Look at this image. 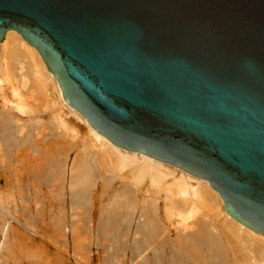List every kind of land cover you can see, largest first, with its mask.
I'll return each instance as SVG.
<instances>
[{"label":"water","instance_id":"water-1","mask_svg":"<svg viewBox=\"0 0 264 264\" xmlns=\"http://www.w3.org/2000/svg\"><path fill=\"white\" fill-rule=\"evenodd\" d=\"M114 144L209 180L264 234V0H0Z\"/></svg>","mask_w":264,"mask_h":264},{"label":"bare ground","instance_id":"bare-ground-1","mask_svg":"<svg viewBox=\"0 0 264 264\" xmlns=\"http://www.w3.org/2000/svg\"><path fill=\"white\" fill-rule=\"evenodd\" d=\"M28 76L34 78L33 80L36 82L34 83L35 85L37 84L36 86L40 90L41 97L39 99L43 98V101L40 104L42 109L38 108V105L35 106V104L29 100L32 96L31 93L29 94L26 92L28 93L26 94V97L23 95L24 92H22V89L28 85ZM5 87L10 91V98H8L5 93ZM29 87L30 86H28V88ZM31 88L33 89L34 87L31 86ZM32 99L33 101L35 100L33 97ZM37 112L43 113L42 116L46 117V120L39 116ZM69 115L74 119L70 118ZM74 120L83 124V132L79 130L80 128L77 127V122ZM40 129L43 131L45 129L48 132L44 135L40 133ZM39 137H41V140L47 139L46 142H51V144L55 143V140L58 138H60V140L61 138L66 139V142H63L65 143L64 145L62 142H59L61 146H57L58 155L56 150L48 149L50 152L55 151V153H50L48 150L44 149L48 148L45 147L47 143L44 144L45 146L43 145L44 148L42 146L43 150H41L43 152L45 151V153L47 152V154H45L46 156L42 155L43 158L40 156L41 154L38 153L41 157V159L40 157L39 159L41 161L42 159L45 160L42 161V164H38V162L40 163V160L34 162L30 161L29 158V163L33 162L35 165L37 163L36 166L33 165V168H38L37 172H35L38 174H35L36 176L44 174V172L42 174V170L39 171L40 168H42L43 171H45L44 169L47 170L42 178L38 177L37 179L40 178L38 181L42 179L45 182L44 184H46L48 190H46L44 195H47L49 199L52 182L57 178L61 179L59 181L62 182L65 177L66 167V173L68 174L66 185L70 191L71 205L75 207L86 205L91 201V195L96 189L97 180H100L102 188L100 192L101 194H99L100 197L107 194L108 190L110 192V185L113 180H120L121 185L119 188L116 190L112 188L115 192L112 190L111 192L113 193L108 195L109 198H107L108 200L106 203L104 202L100 205V210L98 212L99 219L96 221L98 223L96 224V230H94L96 231L98 238L101 235L102 237L105 236L104 238H107L106 241L109 243L112 242V246L114 243L116 244V247L124 245L123 247L126 248L125 246H129L128 248H130L131 253L133 252V256H135L130 260L134 262L131 264L264 263V234L247 226L243 222H240L226 211L223 198L218 190L209 184V180L191 174L183 168L139 151L127 150L117 146L109 138L99 133L85 120L78 110L69 106L65 101L61 86L56 76L48 69L37 48L30 44L17 30L6 29L3 40L2 42L0 41L1 156L3 157V154L10 150L17 152H27V150H30L32 153L38 151L42 145V143L40 144L36 140ZM51 144L49 145L51 146ZM50 149L52 148L50 147ZM71 149H75L73 153L74 155L71 157L70 163L66 165V154ZM32 155H30V157ZM1 156L0 161L2 160ZM47 156L49 157L47 158ZM25 157L26 155H24V158ZM36 157L34 156L33 159L35 160ZM45 157L47 159H45ZM6 158L7 157H5V159ZM17 158H15V161L18 160ZM20 158H23V156ZM27 160L26 157L24 160L26 161V163H24L26 165L28 163ZM3 167H6V165ZM3 167L2 169H4ZM24 167L25 166L23 165L22 168ZM29 167L30 166L27 167L28 170L31 168ZM33 168L32 170L34 172L35 169ZM12 171H10L9 174L13 173ZM26 172L27 171L25 170V173ZM21 174L22 172L20 171L19 177H17V185L18 188L20 187V190H23L24 186L26 187V184L28 185V182L25 183V179L23 181L25 184L22 182ZM26 174L29 175V173ZM31 175L30 170L29 176ZM35 175L33 174V177H31L34 178ZM19 181L21 183H19ZM38 181L33 179L32 182H30L31 187H34V191H37V193L40 191L39 187L41 186L37 187L36 183ZM15 183H17L16 180ZM63 183L64 181L62 184ZM37 184L39 185L40 183L38 182ZM17 185L14 184L15 187ZM54 188L56 187H53L52 190H54ZM58 188H60L59 185ZM34 191L33 194L35 193ZM137 193L142 195H140L141 198H137ZM35 194L33 195L35 197L31 195V199H33V202L36 204L38 197H36L37 195ZM62 194L61 196H63ZM44 195L41 196V199H43ZM15 196L16 195H14V197ZM28 196L30 199L29 194ZM24 197V194L19 196L21 202H26ZM48 197H46L47 200ZM3 200L4 191L0 190V207H3ZM43 202H40V204ZM25 205H23V208ZM41 205L43 206V204ZM201 207L206 208L205 215H202L204 216V219H199L196 216L197 213L199 214V209ZM137 208L139 209L137 210ZM88 209H85L86 214L89 213ZM26 212L28 211L26 210ZM40 212L43 211L40 210ZM74 212V216H76L77 211ZM209 212H215L214 215L217 218L218 216L222 217L220 227H217L215 221L211 220L214 216L210 218L207 214ZM4 213L5 211L0 209V214L3 215ZM6 216H8L7 212ZM8 218L14 220V222H19L13 218V216H8ZM71 221L69 220V222ZM8 224L7 227H9ZM19 224L26 230L30 229L26 224L21 222H19ZM167 224L173 226L175 229L174 236L171 238L168 232L169 230H166L168 228ZM72 226L74 228L75 225ZM61 227L63 226L61 225ZM4 229L6 230V228ZM112 230H114L115 234H112L114 232H110ZM7 231L9 230L7 229ZM67 231L68 230L66 229L64 230V232ZM72 232L73 234L75 233L72 229L71 233L69 232L68 235H72ZM75 235H77V231L74 236ZM123 238H130V243H127L128 241H123ZM0 241H2V239ZM1 244H3V241ZM65 244L67 243H64V245ZM166 244L168 245L167 248H169L168 255L164 251ZM101 247L106 251L108 250V253L102 258L103 264H108L110 262L113 263L116 256H119L118 253L116 255L118 250H115V252L109 244L107 247L106 245L103 246V244H101ZM123 247L122 249H124ZM236 249L241 253L235 251ZM0 263L2 264L3 262L1 261ZM115 264L120 263L117 261Z\"/></svg>","mask_w":264,"mask_h":264},{"label":"rangeland","instance_id":"rangeland-1","mask_svg":"<svg viewBox=\"0 0 264 264\" xmlns=\"http://www.w3.org/2000/svg\"><path fill=\"white\" fill-rule=\"evenodd\" d=\"M29 78H30L31 81L29 80ZM33 79H34L33 77L28 76V81H29V82L27 81L28 85L26 83L27 86L24 89H22V92L25 93V94L23 93V95H25V97H26V94H28V93L30 94L31 93L32 96L29 98V100L31 102H33V104H35V106L38 105L39 106L38 108H41L40 104L42 103L43 98L39 99L41 97V93H40L39 88L36 86L37 84L35 85L36 82ZM28 86H30V87L28 88ZM31 86L34 87L36 90L34 88L32 89ZM27 89L32 90V91L35 90V91L32 92V91H29ZM37 89H38L39 93L37 92ZM26 92H28V93H26ZM5 93H6L7 97L10 98V91H9V89L7 87H5ZM32 97L36 101L35 100L33 101ZM37 114L39 116L43 117L42 116L43 113L37 112ZM70 116L71 115H69V117ZM22 117L24 118L23 115H22ZM43 118L46 120V117H43ZM70 118H73V117H70ZM74 121L77 122V127L80 128L79 130L81 132H83L84 131L83 126H82L83 124L81 122L76 121V120H74ZM40 131L39 132L44 134V135H45L46 132H48L45 129H44V131L40 129ZM40 138L41 137L37 138L36 140L40 144L42 143L41 148L38 151H35L33 153L30 150H27V152H25V151H23V152L22 151L21 152L18 151L17 152V151H14V150H10L9 152L7 151L6 153H4L3 157L1 156L2 154L0 153V156L2 158L1 161H3V162L0 161V190L4 191V200L2 201L3 207H0V209L2 211H5V213L3 215L0 214V231H1L0 234L1 235L4 234L2 236L0 235V240L2 239V241H3V244H1L2 241H0V244H1L0 245V262L2 261L3 262L2 264H4V263L5 264H103L102 263V260H103L102 258L105 257V255L108 253V250L106 251L105 249H103L101 247V244H103V246L106 245V247L109 244L114 251L118 250L117 252L116 251L115 252H116V255L118 253L119 256L118 255L116 256L117 260L114 259L113 263L110 262L108 264H115L117 261H119L120 264H131V263H134V262L130 261V260H132V257H135V256H133L134 255L133 252L131 253L130 248H128L129 246H125L126 248L123 247L124 245H121L120 247L119 246L116 247L115 243H114L115 245L113 244V246H112V242L109 243L108 241H106L107 238H104L105 237L104 235H103L104 237H102V235H101L98 238L97 233L95 231L96 230V226H97L96 224L98 223L96 221H98V219H99V217H98L99 213L98 212L100 210V205L102 203H104V202L106 203V201L108 200L107 198H109L108 195L109 194L111 195L113 192H115L116 189L119 188V186L121 185L120 180L119 179L113 180L112 184L110 185V187H111L110 192L112 190H113V192L110 193L109 190H108V193L105 194L103 197H100V195H99V194H101L100 192H101L102 188H101L100 180H97L96 181V189L91 195V201L88 204H86V205L75 207V206L71 205V202H70L71 201L70 191L68 190V187L66 185V182H67V179H68V174L66 173L67 172V167H66L65 177H64L65 179L63 178V180H62V182L64 181V183L62 184V182L59 181V180H61L59 178L55 179L52 182L51 188L52 189H53V187H56V188H54V190L50 189V192H49L50 199H49V197L47 195H44L46 193V190H48V188H46V184H44L45 182L42 179L41 180L43 182L41 180H40L41 182L38 181L40 178H42V176L45 174V171H47V170L44 169L45 171H43V169L40 168L39 171L42 170L41 172H42V174L44 172V174L43 175L40 174V176H36L38 174L35 173V172H37L38 168H33V165L36 166L37 163H36V165L33 162L29 163V158H30V161H34V162L36 161L37 162V161H39L41 159V157L43 158L42 155L46 156L45 154H47V152L45 153V151L44 152L42 151L43 150L42 146L44 144H46V143H47V145L46 146L44 145V146L48 147V148H44V146H43V148L45 150H48V149L49 150H56V152H57L58 151L57 150L58 149L57 146H59V147L61 146L59 142H62V144L64 145L65 143H63V142L64 141L66 142V139H64V138L62 139L61 138V140H62L61 141L60 138H58V139L55 140L56 141L55 143L51 144V142L50 143L46 142L47 139H42L41 140ZM42 141H44V142H42ZM48 143L51 144V146ZM58 143H59V145H58ZM50 147L52 149H50ZM74 150L75 149H71L70 151L67 152V154H66V156H67L66 165H68L70 163V159L74 155L73 154ZM52 152L55 153V151H52ZM52 152H50V153H52ZM27 153H28V156H27ZM38 153L41 154L40 155L41 157L39 156ZM50 153H48V154H50ZM58 154L59 153L57 152V155ZM24 155H26V157L28 159L27 162L29 164L27 163V165L31 167V168L29 167L30 168L29 170L27 168L28 166L26 164H24V163H26V161H24L25 158H26V157L24 158ZM30 155H32L31 156L32 160H31ZM13 156H15V157H13ZM17 156H18V158H17ZM22 156H23L24 160H23V158H20ZM34 156L35 157L37 156L35 160L33 159ZM5 157H7V158L5 159ZM39 157H40V159H39ZM48 157L49 156H47V158ZM15 158H17L18 160L15 161ZM47 158L45 157V159H47ZM7 160H8V162H7ZM43 160L44 159H42V161ZM42 161L40 160V163L38 162V164H42ZM4 162H6V163H4ZM4 165H6V167H3ZM23 165L25 166L24 168H22ZM2 167L4 169H2ZM5 168L10 170V171L13 170L12 171L13 173L9 174L10 171L6 170ZM19 168L20 169L22 168V169L20 170ZM32 168L35 169L34 172H33ZM24 169L27 171L26 173H29V175H30V170H31V174L32 175L36 174L34 176V178H32L33 177L32 175H31L32 176L31 177L28 174H26ZM2 170H4V171H2ZM14 170H15V173H14ZM20 171L22 172V174H21L22 182L24 181V179H25V181H24L25 183L28 182V185L26 184V187L24 186L23 190H20V187L18 188V185H17L18 184V178L17 177H19V172ZM39 171H38V173H39ZM8 176H10V177H8ZM15 177H16V179H15ZM38 177H40V178L37 179ZM9 178H11V179H9ZM29 178H31V179H29ZM13 179H14V181H13ZM33 179L40 183L39 185L37 184L38 182L36 183L37 187H39L41 185L39 187L40 191L38 193H37V191H34V189H35L34 187L33 188L31 187L30 182H32ZM15 180H16L17 183H15ZM12 181H13V183H12ZM4 182H6V183H4ZM19 183H21V182L19 181ZM58 183H61V184H58ZM14 184H16L17 186L15 187ZM1 185H2V187H1ZM58 185H59L60 188H58ZM27 186H30V187H27ZM3 188L9 193H7ZM27 188H28L29 191L27 190ZM112 188H114L115 190L112 189ZM14 191H15V193H14ZM21 191H23V192H21ZM33 191L35 193H37V194H35V193L34 194L37 195L36 197H38L37 198L38 200H37L36 204H35V202H33L34 200L31 199L32 196L34 195ZM21 194L25 195L24 200H26V202L28 204L26 202H24V201H22V202L20 201L19 196ZM28 194L30 195V199L31 200L29 199ZM61 194L63 196H61ZM14 195H16V196L14 197ZM43 195H44L43 199H46V200L41 199L42 198L41 196H43ZM140 195H141L140 193H137V198H141ZM33 197H35V196H33ZM39 197H40V199H39ZM46 197H48L49 201L47 200ZM13 198H14V200H13ZM28 200H30V201H28ZM43 201H45V202H43ZM40 202H43V203H41V204H43V206L40 204ZM15 205H16V207H15ZM23 205H25L26 207L24 206V208H23ZM10 206H11V208H10ZM86 208L87 209L89 208L88 209L89 213L87 212L89 215L85 213L86 212L85 211ZM138 209L139 208H137V210ZM26 210L29 213L26 212ZM40 210H42L43 212H40ZM72 211H73V213H72ZM74 211H77L79 213L76 212V216H74V214H75ZM6 212L8 213V216H13V218H15L17 221H19V222H21L23 224H26V226H28L30 229L26 230L25 228L20 226L19 222H16V221L14 222V220L8 218V216H6ZM205 212H206V208L201 207L199 209V214L197 213L196 216L199 219H204V216H202V215L203 214L205 215ZM26 213H27V215H26ZM61 213H63V214H61ZM214 213L215 212H209L207 214L209 215L210 218L214 216L213 219L211 218V220H214L215 221V225L217 224L216 226L220 227V224H221L220 221H222V217L218 216V218H217L214 215ZM28 216H29V218H28ZM72 216H74V217H72ZM62 217H63V219H62ZM1 219H3V220H1ZM69 220L70 221L72 220V221L69 222ZM27 221H28V223H27ZM4 222H6V223H4ZM73 222H76V223H73ZM7 224H8L9 227H7ZM63 224H65V225H63ZM70 224H71V226H70ZM76 224H77V226H76ZM61 225L64 228L61 227ZM72 225H75L74 228H73ZM167 226H168V228L166 230L167 231L169 230L168 232H169L170 238H171L172 236H174L175 229L171 225L167 224ZM4 228H6V230ZM7 229L9 231H7ZM65 229L68 230V231L64 232ZM72 229L74 230L75 233L77 231V235H75L76 237L74 236L75 233L73 234V232H72V235L71 234L68 235L69 232L71 233ZM5 232H6V234H5ZM110 232L112 233V232H114V230H112ZM112 234H115V232L112 233ZM5 235H6V237H5ZM64 236H65V238H64ZM78 237H79L80 241L78 240ZM73 238H76V239H73ZM129 239L130 238H127V239L123 238V241H128L127 243H130ZM5 242H7V243H5ZM73 242H75V243H73ZM76 242H77V244H76ZM64 243H67V244L64 245ZM74 244H76L77 246L74 245ZM73 245H74V247H73ZM113 247H115L116 249L113 248ZM122 247L124 249H122ZM167 247H168V245L166 244V248L164 249V251L168 255L169 254V248H167ZM235 251L239 252V250H237V249ZM239 253H241V252H239ZM128 256H129V258H128ZM259 264H264V263H259Z\"/></svg>","mask_w":264,"mask_h":264}]
</instances>
